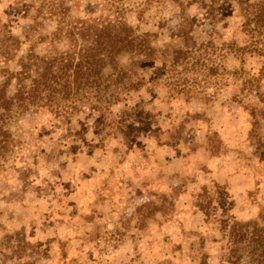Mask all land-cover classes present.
<instances>
[{
    "label": "rangeland",
    "instance_id": "374dc122",
    "mask_svg": "<svg viewBox=\"0 0 264 264\" xmlns=\"http://www.w3.org/2000/svg\"><path fill=\"white\" fill-rule=\"evenodd\" d=\"M60 16L150 50L8 120L0 264H230L228 227L264 214V35L235 0H0V85L69 47Z\"/></svg>",
    "mask_w": 264,
    "mask_h": 264
},
{
    "label": "trees",
    "instance_id": "16d2710c",
    "mask_svg": "<svg viewBox=\"0 0 264 264\" xmlns=\"http://www.w3.org/2000/svg\"><path fill=\"white\" fill-rule=\"evenodd\" d=\"M235 1L244 19L245 32L252 37L258 33L264 35V0ZM57 30L56 39L65 38L69 46L66 50L42 56L27 54L20 70L8 75L0 85V149L10 137L8 120L22 116L35 104L59 110L61 99L98 88L102 71L116 70L124 54L145 56L150 50L145 39L150 34L135 35L130 26L118 20L104 19L96 23L89 18L60 16ZM256 51L257 55L264 56V50L255 48L253 52ZM261 71L264 73V66ZM12 80L16 81V88L11 95L8 89ZM228 238L230 264H264V214L253 220L232 223L228 227Z\"/></svg>",
    "mask_w": 264,
    "mask_h": 264
}]
</instances>
